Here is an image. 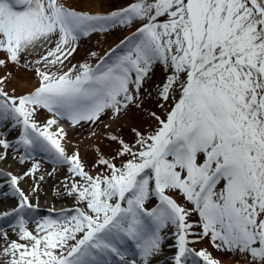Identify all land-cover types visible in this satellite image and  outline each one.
I'll use <instances>...</instances> for the list:
<instances>
[{
  "label": "snow or ice",
  "instance_id": "obj_1",
  "mask_svg": "<svg viewBox=\"0 0 264 264\" xmlns=\"http://www.w3.org/2000/svg\"><path fill=\"white\" fill-rule=\"evenodd\" d=\"M134 24L95 66L64 70L82 37ZM45 44L34 90L10 94L11 73L0 74V124L20 128L16 143L26 151L68 165L80 178L68 195L83 207L30 231L24 213L33 205L19 182L38 165L6 173L19 200L0 220L15 218L17 239L0 230V264H160L169 239L175 251L163 264H221L196 248L204 238L243 264H264V0H133L107 13L66 0H0V69L21 66ZM157 63L168 73L157 85L159 99L171 101L159 105L165 118L152 112L157 126L149 134L133 129L134 145L110 135L120 147L111 159L98 156L104 172L89 174L79 153L61 144L67 133L59 122L95 125L108 110L118 117L139 107ZM41 110L52 114L43 123ZM0 147L12 144L0 138ZM194 213L198 223L190 222Z\"/></svg>",
  "mask_w": 264,
  "mask_h": 264
},
{
  "label": "bare ground",
  "instance_id": "obj_2",
  "mask_svg": "<svg viewBox=\"0 0 264 264\" xmlns=\"http://www.w3.org/2000/svg\"><path fill=\"white\" fill-rule=\"evenodd\" d=\"M88 2L89 1L87 0H66L68 5L75 7L77 10H79L82 5L88 4ZM94 5L97 11L104 12L108 6V3L107 0L103 2L96 0ZM135 28V26H132L125 31L118 32L117 34L113 33L111 30L108 33H95L93 34V38H91L90 35L87 37H82L76 44V51L71 57H69L68 61H65V65H67V67H65L64 70L66 71L67 68L71 67L72 65L79 66L80 64L85 63V60L88 57L89 49L94 48L96 43L103 42L104 44L106 41L107 43L104 50L106 53L112 49H115L116 45L119 44L121 40L129 37L130 34L135 31ZM45 50L40 53L38 52L32 53V55H26L29 62L25 64L23 63L21 66L9 65L6 69H0V74H4L6 72L11 73V79L6 82L9 89L19 90L20 93H23L25 91H32L36 86H38L39 77L36 75L35 69L40 68L43 70V64L40 63L39 65H36L33 61L42 56ZM95 64L96 62L94 63V66ZM57 67L60 66L57 65ZM156 71L159 74L162 73L163 70L161 64L157 63ZM140 100L141 103L139 107H137L135 104L129 105L128 109L123 111L118 117H114L110 110L106 111L95 125L84 124L83 127L76 126L67 128L66 124L64 123L65 120H61L59 122L60 127L63 128L67 133V136L61 140V144L65 147L67 154L71 155L78 152L81 163L84 166V170L89 174L98 175L102 173L103 171L98 170L96 165L88 163L85 158L88 156H98L101 154L107 156L111 155L112 157L115 156L120 145L114 141H111L108 138L110 135H116L120 137L125 143L132 145L134 143V139H136L133 129L140 131V129H142L144 126L145 131L147 132L148 130H153L156 127L157 121L150 114L155 112L161 117L159 108L156 110L155 108L148 109L151 105L143 88L140 92ZM51 115V113L41 110L37 114L38 118L36 119L40 123H43L46 119L50 118ZM55 127L56 126L54 125L53 128ZM3 128L6 129L3 130ZM93 131L96 133L95 135H92ZM0 132L4 134L0 138L8 140L12 144V147L7 150L0 147V153L6 152V156L7 154H12V156L21 161V157H25L31 151H26L23 145H18L16 143V141L19 139V135L14 136L16 135L15 130L10 122L0 124ZM37 151L42 154V159H24L23 164L16 165L14 168L11 167L10 169L8 168V160H0L2 161L0 166H2L3 170H8L12 172L13 175L17 176H22L25 172L32 169L33 165H38V170L35 173L24 177V179L19 182L21 185H19L20 189L24 191L26 195H28L29 201L33 205V208L26 209L24 213L28 221L27 227L30 231H34L37 227V222H40L45 218L62 220L66 214L71 213L74 215V210L76 208H81L77 199L74 196L68 195V186L71 185L73 180L79 181L80 178L75 177L68 171V165H62L57 171L56 167L48 162L52 160V157L46 152L39 150ZM117 158L115 162L119 166ZM88 167H92L93 169L89 171ZM5 173L6 172L0 170V189H6V191L0 192L1 213L16 207L19 200L18 196H13L17 198L16 202H11L5 198L12 196L11 188L7 190V187H9L7 184L8 177L2 176L5 175ZM41 177L43 178L41 179ZM4 192H8L9 195L4 196ZM47 192H50V198L46 197ZM177 199L182 203H186L183 201L182 197H177ZM188 206L191 207L190 205ZM36 213L43 215L35 221H30L29 219ZM198 219L199 218L197 214L194 213L190 218V222L198 223ZM4 221H8V224L1 230L7 231L11 239H17L16 233L12 227V225L16 223L15 218H5L0 220V223ZM195 231L199 232L201 229L197 228ZM0 243H2V241H0ZM197 246L207 249V251L211 253L213 257L221 261V264H237L236 257H230L228 253L217 251L212 246L208 238L201 240ZM160 257L169 256L161 255ZM137 258L139 259V257ZM161 259V264H163L165 258Z\"/></svg>",
  "mask_w": 264,
  "mask_h": 264
},
{
  "label": "rangeland",
  "instance_id": "obj_3",
  "mask_svg": "<svg viewBox=\"0 0 264 264\" xmlns=\"http://www.w3.org/2000/svg\"><path fill=\"white\" fill-rule=\"evenodd\" d=\"M89 1L88 4H84L81 6V8H79V10H82V11H90V12H97L96 8H95V1L96 0H87ZM101 2L103 1H106V0H100ZM133 2V0H107V3H108V6L106 8V10H104L105 13L109 12V11H113V10H117V9H120V8H123V7H126L129 3ZM122 4V5H121ZM132 26H135V27H138V25H132ZM130 26V27H132ZM130 27H116V28H113V29H110L109 31L107 32H104V33H108L110 32L111 30L113 31V33L117 34L118 32H121V31H125L126 29L130 28ZM136 30V28H135ZM135 32V31H133ZM132 32V33H133ZM95 33H101V32H95ZM95 33H92L90 34L91 38H93V34ZM132 33L130 34V36L132 35ZM106 41L105 43L103 44V42H100V43H96L95 44V47L94 48H91L89 49V52H88V57L86 58L85 60V63H88V64H91L94 66V63L98 62L100 58H107V54L110 53L111 51L109 52H105V45H106ZM48 45H41V46H37L36 48H33V49H30L29 52L26 54V55H32V53H40L42 51L45 50V48L47 47ZM125 49H120L118 50V54H122V52L124 51ZM45 53V52H44ZM92 53H95L96 55L95 56H92L91 54ZM100 57V58H99ZM40 57L38 59H36L35 61L39 60ZM33 61V62H35ZM29 60H26L24 62H22V64L24 63H28ZM94 62V63H93ZM36 65H39L38 63H35ZM156 67H157V64H154L153 67H152V70L149 72V76L148 78H146L145 80V83H144V86H143V89H144V92L147 94V99H149V103H150V107L148 109H154L155 110L157 108H159V113L161 115V118H165V111L164 109H162L161 107H159L158 105L160 104H164L165 107H168V105L171 103V101L169 102H164L162 100L159 99L158 95H157V85L159 84H162L164 81H165V78H166V75L168 74L165 69H164V66L162 65V73L159 74L157 73L156 71ZM6 91H8L10 94L12 93V89H9L8 87V84L6 83ZM27 92L29 91H25L23 93H20L19 90H15V94L16 95H22V94H26ZM162 102V103H161ZM36 118H38V116H36ZM11 123V122H10ZM12 124V123H11ZM157 126V125H156ZM6 129V128H5ZM3 128V130H5ZM155 129V128H154ZM153 129V130H154ZM2 130V128H1ZM15 130V134L14 136H18L20 134V128L17 127V128H14ZM153 130H148L147 132L145 131V127L143 126L142 129H140V132L144 133V134H149L151 133ZM3 132V131H2ZM0 132V133H2ZM3 136V135H2ZM1 137V136H0ZM19 137V136H18ZM135 141L136 139H134V143L132 145L135 144ZM30 151V150H29ZM103 155V154H102ZM99 156V155H98ZM98 156H88L85 158V160L90 163V164H94L96 165V168H98V170H101V171H105V168L104 166H101V165H98L97 163V159H98ZM104 158H107V159H111L112 156L109 155H103ZM43 156H41V154L35 150V151H30L25 157L24 159L25 160H39V159H42ZM5 160H8V168L10 169L11 167L14 168L16 165H21L23 163H21V161H19L18 159H16L14 156H12V154H7L6 156V159ZM4 160V161H5ZM117 161H118V164L120 163V157L117 158ZM50 164L54 165L57 169V171L61 168L62 165H67V164H56L53 162V159L51 161H48ZM0 163H2V161H0ZM93 168L92 167H88V170L91 171ZM0 170L6 172V173H9L10 171L8 170H3L2 166H0ZM61 172V170H60ZM5 173V174H6ZM12 173V172H10ZM2 176H6V175H2ZM20 185V183H19ZM21 186V185H20ZM10 187H7V190H9ZM3 191H6V189H0V192H3ZM46 197H49L50 198V192H47L46 193ZM7 198V200H10L11 202H16V197H13V196H8V197H5ZM5 198H1V199H5ZM1 203V201H0ZM1 206V205H0ZM80 207H82V204H79ZM151 206H155V201H153L151 203ZM1 213V212H0ZM45 214V213H44ZM43 214H34L33 217H31L29 220L30 221H35L37 220L39 217H41ZM198 216V214H197ZM199 218V216H198ZM11 220V219H10ZM199 221V219H198ZM8 224V221H4L2 223H0V230L3 229L6 225ZM170 235V233H169ZM209 240V239H208ZM210 241V240H209ZM173 243V240L172 239H169L166 241V244H165V251L161 254V255H166V256H169L171 258V256L174 254V249H169L168 248V245L172 244ZM196 248L197 249H200L201 247L197 246L196 245ZM230 257H236V261H237V264H243V260L238 257V256H235L231 253H228ZM167 257V258H169ZM161 258H165V257H159V261H160V264H161V261L162 259ZM169 258V259H170ZM138 259V258H137Z\"/></svg>",
  "mask_w": 264,
  "mask_h": 264
}]
</instances>
